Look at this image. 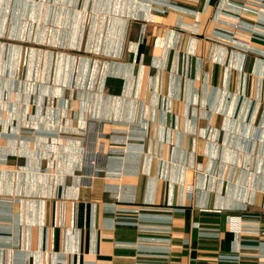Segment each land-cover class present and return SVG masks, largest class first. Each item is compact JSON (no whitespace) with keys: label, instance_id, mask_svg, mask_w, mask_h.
Wrapping results in <instances>:
<instances>
[{"label":"crops","instance_id":"0c3cea01","mask_svg":"<svg viewBox=\"0 0 264 264\" xmlns=\"http://www.w3.org/2000/svg\"><path fill=\"white\" fill-rule=\"evenodd\" d=\"M0 264H264V0H0Z\"/></svg>","mask_w":264,"mask_h":264},{"label":"built area","instance_id":"2783aa9c","mask_svg":"<svg viewBox=\"0 0 264 264\" xmlns=\"http://www.w3.org/2000/svg\"><path fill=\"white\" fill-rule=\"evenodd\" d=\"M263 1V0H262ZM119 209H117L118 211ZM117 213V212H116ZM117 217V216H116ZM139 218V217H138ZM138 218H136L137 220H139ZM235 222L236 223H247L245 221H242V219L240 217H235ZM170 239L169 238H165L164 242H169ZM169 251V247L166 246L165 249H163V252H168ZM167 254V253H166ZM164 254V255H166ZM221 261H231V260H236L238 259V255L237 256H232V255H220Z\"/></svg>","mask_w":264,"mask_h":264}]
</instances>
